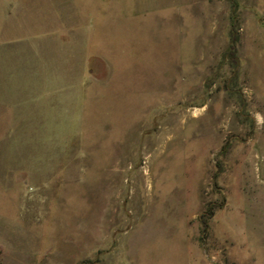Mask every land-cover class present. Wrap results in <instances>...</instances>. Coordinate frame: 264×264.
<instances>
[{"label": "rangeland", "instance_id": "374dc122", "mask_svg": "<svg viewBox=\"0 0 264 264\" xmlns=\"http://www.w3.org/2000/svg\"><path fill=\"white\" fill-rule=\"evenodd\" d=\"M0 264H264V0H0Z\"/></svg>", "mask_w": 264, "mask_h": 264}, {"label": "trees", "instance_id": "16d2710c", "mask_svg": "<svg viewBox=\"0 0 264 264\" xmlns=\"http://www.w3.org/2000/svg\"><path fill=\"white\" fill-rule=\"evenodd\" d=\"M232 26H231V40L230 45L228 49V54L231 55L232 58H234L236 53V44L238 42V35H237V25L236 20L232 17ZM214 210L208 206L206 210L199 216L198 221L201 226V231L204 236H206L208 232V220L213 216Z\"/></svg>", "mask_w": 264, "mask_h": 264}]
</instances>
